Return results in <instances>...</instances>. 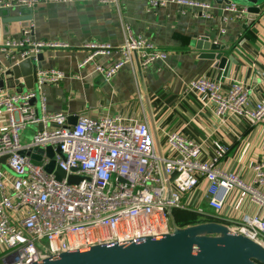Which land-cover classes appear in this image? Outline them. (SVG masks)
I'll use <instances>...</instances> for the list:
<instances>
[{
  "label": "built area",
  "instance_id": "1",
  "mask_svg": "<svg viewBox=\"0 0 264 264\" xmlns=\"http://www.w3.org/2000/svg\"><path fill=\"white\" fill-rule=\"evenodd\" d=\"M53 1L73 0H0V8L33 7L39 2ZM98 1L117 7L122 0ZM149 2L154 7L175 2L183 12L192 10L197 15L200 9L212 7L201 0ZM226 10L238 20L246 19V8L232 4ZM203 15L211 16L212 12ZM66 45L60 41L34 40L29 27L22 38L6 39L0 50L28 58L45 48ZM84 47L88 54L79 66L93 62L107 79L132 61L133 53L139 55L143 68L168 56L131 32L119 47L120 59L110 66H103L96 58L111 56L117 51L116 46L90 42ZM63 78L58 69L39 70L34 89L21 93L0 89V158L6 156L8 167L7 170L0 163V264L40 260L46 251L57 253L76 242L111 243L128 235L137 238L141 230L167 224L168 208L189 209L183 196L200 186L204 187L207 202L196 209L200 216L222 213L234 189L246 193L264 209V159L257 161L251 174L243 178L221 167L228 147L219 141H214V152L210 159H205L202 146L178 132L167 134L166 148L159 151L149 124L136 118L81 116L76 125H70L67 113L46 111L43 92L44 85H58ZM187 88L208 96L219 116L234 113L255 122L264 121V102L259 100L251 106L250 90L241 82L223 87L219 81L200 77L190 81ZM34 97L42 101V115L38 114L37 105L30 103ZM38 123H43L44 129L36 131L31 141L22 143L27 127ZM47 147H52L53 157L44 153L39 162L22 153ZM58 147L65 158L57 151ZM52 159L55 168L48 172L46 166ZM58 167L66 172L60 180L55 175ZM70 175L78 180L69 182ZM153 217L159 221L153 222ZM233 225L251 238L264 240V219L258 213H243ZM92 231H96V237L89 238ZM74 235L85 238L75 241Z\"/></svg>",
  "mask_w": 264,
  "mask_h": 264
},
{
  "label": "crops",
  "instance_id": "2",
  "mask_svg": "<svg viewBox=\"0 0 264 264\" xmlns=\"http://www.w3.org/2000/svg\"><path fill=\"white\" fill-rule=\"evenodd\" d=\"M201 1L212 7L200 9L198 15L192 10L183 12L175 2L154 7L149 0H122L117 7L98 0L39 2L33 6L32 38L67 44L41 51L44 57L41 70L58 69L64 74L58 85L43 86L46 111H62L78 118L108 115L136 118L149 124L159 151L166 148L165 136L178 132L197 141L205 159H210L214 141H219L228 147L221 167L243 178L250 175L252 166L264 159V121L255 122L234 113L219 116L208 96L190 91L187 85L200 77L219 81L223 87L238 81L249 88L251 106L259 100L264 102V12L252 25L245 26L246 20L236 19L225 4ZM209 12L211 16L203 15ZM24 30L9 36L0 22V45L9 37L22 38ZM130 32L167 52V58L143 68L139 55L133 53L132 61L110 79L97 71L93 62L79 66L88 54L84 45L90 42L116 46L117 51L111 56L96 58L105 67L116 63L121 57L119 47ZM202 36L225 45L228 60L224 68L194 50L193 41ZM36 108L42 115L40 98ZM31 126L34 131L38 129ZM183 202L195 212L206 206L204 187L184 195ZM243 213H258L264 219V209L246 193L234 189L223 212L206 217L233 224Z\"/></svg>",
  "mask_w": 264,
  "mask_h": 264
},
{
  "label": "water",
  "instance_id": "3",
  "mask_svg": "<svg viewBox=\"0 0 264 264\" xmlns=\"http://www.w3.org/2000/svg\"><path fill=\"white\" fill-rule=\"evenodd\" d=\"M229 6L235 4L246 8V25H252L257 16L264 12V0H216ZM33 7L19 6L0 8V22L6 35H15L30 27L33 19ZM195 51L217 61L224 68L228 57L225 45L212 41L207 36L198 37L192 43ZM43 53L39 52L28 58H17L0 50V89H13L21 93L34 89L38 83ZM38 97L30 103L38 104ZM78 116H69L68 124L76 125ZM38 131L44 129L43 123L34 125ZM60 154V147L57 150ZM33 160L41 161L42 155L53 157L52 147L23 150ZM65 158V155L62 154ZM6 156L0 158L5 164ZM55 168L52 159L46 166L48 172ZM57 179L66 176L58 167ZM81 179V177H79ZM69 182H76L78 177L68 176ZM122 180V179H121ZM168 223L154 226L138 232L137 238L131 235L121 236L115 242L91 241L71 243L65 249L52 253L46 251L43 259L29 260L22 264H264V240L251 238L238 231L237 226L200 216L198 221L180 224L174 209L168 208ZM43 248L42 246H40Z\"/></svg>",
  "mask_w": 264,
  "mask_h": 264
},
{
  "label": "trees",
  "instance_id": "4",
  "mask_svg": "<svg viewBox=\"0 0 264 264\" xmlns=\"http://www.w3.org/2000/svg\"><path fill=\"white\" fill-rule=\"evenodd\" d=\"M175 217L178 223L186 224L199 220L200 215L195 211L188 209H174Z\"/></svg>",
  "mask_w": 264,
  "mask_h": 264
},
{
  "label": "rangeland",
  "instance_id": "5",
  "mask_svg": "<svg viewBox=\"0 0 264 264\" xmlns=\"http://www.w3.org/2000/svg\"><path fill=\"white\" fill-rule=\"evenodd\" d=\"M29 131L27 133L24 134V138H22V143H27L29 141H31L34 138L35 132L37 131V129L34 131V128H32V126H29ZM38 162V161H35ZM44 243H47L46 240H44Z\"/></svg>",
  "mask_w": 264,
  "mask_h": 264
},
{
  "label": "bare ground",
  "instance_id": "6",
  "mask_svg": "<svg viewBox=\"0 0 264 264\" xmlns=\"http://www.w3.org/2000/svg\"><path fill=\"white\" fill-rule=\"evenodd\" d=\"M4 165H6V164H4ZM7 166V165H6ZM153 222H155V221H159V219H158V217L156 218V217H153ZM94 232H96V231H92L90 234H89V238H93V237H96V233H94ZM93 233V234H92ZM99 234H100V236H103L104 234H102V232H99ZM85 238V236H83V235H74L73 236V239L75 240V241H79V240H81V239H84Z\"/></svg>",
  "mask_w": 264,
  "mask_h": 264
}]
</instances>
